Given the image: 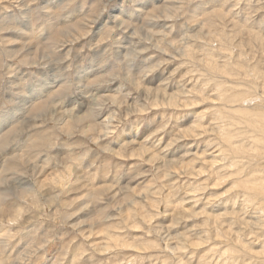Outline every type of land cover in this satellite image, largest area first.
<instances>
[{
    "label": "rangeland",
    "instance_id": "rangeland-1",
    "mask_svg": "<svg viewBox=\"0 0 264 264\" xmlns=\"http://www.w3.org/2000/svg\"><path fill=\"white\" fill-rule=\"evenodd\" d=\"M131 2L134 7L126 12L120 6H110L108 15L113 17V25L115 9L126 15L131 12V21L124 18L123 23L135 25L122 32L118 40L111 33L97 31L100 25L92 28L94 20L80 5L70 10L69 19L76 22L88 17L81 31H97L93 42L98 49H105L100 57L104 70L91 79L103 78L93 86V92L102 88L107 98H118L115 90L108 89L116 87L126 67L155 51L152 45L162 43V34L171 37L174 45L160 54L169 62L154 77L141 82L144 96L135 106L143 110L144 105H149L146 119L155 117L157 122L167 112L172 120L163 144L177 138L176 144L160 153V158L151 159L148 152L157 153L158 149L144 138L158 125L145 123L139 136L133 133L110 144L105 138L103 146L110 147L116 155L90 161L91 167L84 170L79 153L55 148L47 135L49 122L64 118L61 112L53 111L57 102L50 106L37 101L36 112L26 113L0 132V158L17 163L19 159L14 156L19 155L29 164L27 173L6 172L0 176L7 177L0 179V253L4 258H15V264H264V230L258 227L264 220V211L250 191L234 183L246 174L264 175V139L259 143L252 139L260 133L258 124L251 127L243 118L236 123V113L229 112L227 116L223 112L230 105L264 107V25L243 22L250 8L261 7L259 0H253L251 5L241 2L239 8L234 0H200L185 9L194 23L183 31L173 23L179 12L177 0ZM139 4L144 7L141 13L136 11ZM108 15L103 20L105 28L111 27L106 23ZM0 17L10 22L0 31V62L5 69L0 78V102L7 105L11 103L9 95L18 94L13 89L20 83L19 76L13 81L12 75L29 65L18 63L25 54L13 13L6 9ZM66 32L49 36L46 44L39 45L42 54L40 51L31 55V61L44 60L57 48L64 49L65 54L79 50L90 39H77L72 31ZM54 36L56 40H51ZM211 62L227 68L228 74L210 72L205 64ZM8 68L10 74L6 72ZM218 82L224 89L234 88L232 84L236 83L237 89L222 92ZM126 88L121 87L120 93ZM234 94H240L239 102L229 104L227 100ZM117 115L112 105L105 106L102 101L85 112H73L67 117L65 136L91 133L90 125L106 123ZM13 116L11 111L0 116V124ZM230 117L234 123L226 127L235 134L233 144L243 150L239 153H223L229 146L222 139L221 127ZM195 125L199 127L195 132H186ZM26 133L30 135L24 146L17 147ZM133 140L131 150L125 149L124 145ZM141 150L143 155L139 154ZM32 167H40L41 171L37 169L35 174ZM196 171L201 173L196 175ZM13 214L17 219L7 220V215ZM218 225L230 231L228 238L219 234ZM106 232L118 240L110 243L108 250H104ZM227 249L235 253L228 254Z\"/></svg>",
    "mask_w": 264,
    "mask_h": 264
},
{
    "label": "clouds",
    "instance_id": "clouds-1",
    "mask_svg": "<svg viewBox=\"0 0 264 264\" xmlns=\"http://www.w3.org/2000/svg\"><path fill=\"white\" fill-rule=\"evenodd\" d=\"M199 2L200 0H177L176 7L179 12L173 23L181 31L194 23L186 14L185 9ZM241 2L251 5L253 0H234L235 7L239 8ZM259 3L261 7L250 8L247 15L243 17L245 24L259 23L264 25V0H259ZM77 5L82 6V11L87 12L94 20L91 25L92 28L95 29L96 25H100L97 31L111 33L115 40L119 39L122 32L130 31L135 27V25L122 23L119 15L115 17V25H113V17L108 15L110 6L113 5L120 6L122 11L131 10L134 7L131 0H0V13L6 9L13 13V23L17 25V33L27 43L46 44L49 36L66 31H72L77 39L90 37V39L85 40L84 46L79 50L72 49L67 54H65L64 49L57 48L50 57L44 60L26 62L22 58L19 59V64L27 63L29 67L26 70L17 69L16 74L12 75L14 81L19 76V86L13 89V92L18 94L9 95L10 104L6 105L0 102V116L11 111L16 118L22 119L26 113L30 115L36 109L37 101L48 103L50 106H52L53 101H56L58 107L53 106V111L61 112L64 118L49 122L47 135L51 138L55 148L79 153L80 165L84 170L91 167L90 161L95 163L97 159L102 157L110 159L116 155V152L110 147L103 146L105 138H108L107 143L109 144L112 140L119 142L123 136H130L133 133L139 136L145 123H148L149 126L158 125L144 138V142H151L158 149L157 153L149 151L148 155L153 159L160 158V153L171 149L177 142V138H173L167 144H163L164 133L168 129L172 117L164 112L161 114L159 122L156 121L155 117L147 120L146 113L150 110V106L144 105L143 110H140L135 105L144 96V88L141 82L148 81L157 72L165 68L169 61L160 54L166 52L175 42L171 37H165L162 34L160 37L162 43L152 45L155 51L147 53L146 59L142 58L139 63L130 68L126 67L123 74L117 78L116 87L108 89V91L115 90L118 98L104 97L102 90L93 92V86L103 78L91 79V77L96 72L104 70L100 67V57L105 49H98L96 43L93 42L97 31L91 33L87 30L81 31L88 17L76 22L69 19L70 10ZM105 15H108L107 25L111 27L105 28L103 23ZM168 19L173 20L172 17ZM3 23V18L0 17V31L3 30ZM61 25L65 27H60ZM171 28L172 25L169 24V30ZM4 71L2 62H0V78L3 77ZM125 85L127 88L121 94L120 88ZM130 100L133 102L130 103ZM101 101L105 106L112 105L118 115L113 116L106 123L90 125L91 133L85 131L77 133L75 136L66 137L65 128L69 124L67 117L73 112H85L90 108L100 106ZM4 126L0 124V130ZM101 128H103L102 132L100 131ZM29 135L26 133L21 138V144L17 147H23ZM134 144V140L129 141L124 145V148L131 150ZM162 203L167 204V201H162ZM0 264H15V258H4L3 254L0 253Z\"/></svg>",
    "mask_w": 264,
    "mask_h": 264
},
{
    "label": "bare ground",
    "instance_id": "bare-ground-1",
    "mask_svg": "<svg viewBox=\"0 0 264 264\" xmlns=\"http://www.w3.org/2000/svg\"><path fill=\"white\" fill-rule=\"evenodd\" d=\"M152 1V0H151ZM152 4V3H151ZM137 5V4H136ZM135 5V6H136ZM148 6V5H147ZM136 7H138L137 9L138 10H136V11H139L140 12V10H142L144 7L142 6V4H139L138 6H136ZM161 11V10H160ZM114 14H118L119 16H120V18H121V22L123 23V19L125 18V19H128L129 21H131V12H130V14H128V15H126V13H122V12H120L119 11V9H115L114 11ZM126 12V11H125ZM134 13V12H133ZM141 13V12H140ZM113 14V16L114 17H116L115 15ZM140 15V14H139ZM131 16V17H130ZM137 16H138V14H137ZM135 18V17H134ZM71 19V18H70ZM242 21V20H241ZM7 22H9V21H7ZM7 22L5 23H3V25L2 26H4V24H6L7 26H8V24H7ZM10 23V22H9ZM11 26V25H10ZM6 27V26H5ZM12 28H16V27H13V25H12ZM10 29V28H9ZM14 30V29H13ZM16 30V29H15ZM165 30V29H164ZM59 33H61V32H59ZM99 33V32H98ZM15 34V33H14ZM13 34V35H14ZM62 34H64V33H62ZM66 34H67V32H66ZM15 35H17V33L15 34ZM59 35V34H58ZM194 35V34H193ZM64 37V36H63ZM69 37V36H68ZM21 38V37H20ZM56 36H54V37H52L51 38V40H56ZM20 40V39H19ZM209 40V39H208ZM21 41V40H20ZM263 43H264V38H262V40H261ZM21 43V46H22V50H23V52H24V54L25 55H23L24 56V60L26 61V60H28V61H31V58H30V56L31 55H33V56H35V55H37V53L38 52H40L41 51V47L39 46V45H34V44H30V43H27L24 39L22 40V42H20ZM50 46V45H49ZM48 46V47H49ZM230 48V47H229ZM21 49V48H20ZM188 49V48H187ZM191 49V48H190ZM226 49V48H225ZM45 50V49H44ZM43 50V51H44ZM215 51H217V49H215ZM211 52H212V48H211ZM210 52V53H211ZM228 52H230V51H227V54H228ZM22 53V52H21ZM209 53V54H210ZM213 53V52H212ZM219 53V52H218ZM19 54H20V51H19ZM41 54H42V51H41ZM47 54V53H46ZM117 54H119V52L117 53ZM222 54V53H221ZM224 54H225V50H224ZM192 55H193V53H192ZM20 56V55H19ZM22 57V56H21ZM229 57H230V55H229ZM32 58H34V57H32ZM42 58V57H41ZM41 58H39V59H41ZM207 58H209V57H207ZM238 59V58H237ZM201 61V60H200ZM215 61V60H214ZM207 63V62H206ZM217 63V62H216ZM216 63H214V62H211V63H209V64H205V66L208 68V70L210 71V72H212L213 74H219V75H225V74H228L227 73V68H225V67H222V66H220V65H218V64H216ZM241 66V65H240ZM239 66V67H240ZM206 68V69H207ZM234 68V67H233ZM10 69L11 68H8V69H6V72L7 73H9L10 74ZM205 69V70H206ZM235 69H239V68H235ZM240 70V69H239ZM251 71V70H250ZM239 72V71H238ZM255 72V71H254ZM215 74V75H216ZM257 74V73H256ZM259 75V74H258ZM256 76V75H255ZM221 77H223V76H221ZM223 78H227V77H223ZM238 78V77H237ZM255 79H257V78H255ZM14 81V80H13ZM16 83V82H15ZM232 83H234V82H232ZM258 83V82H257ZM216 85L217 86H219V88L222 90V92L224 91V92H228V91H230V92H233V91H235V89H237V85L238 84H232V85H235L234 86V88H232L231 87V89L229 88H226V89H224V88H222L223 86H221L220 84H219V82H218V84L216 83ZM15 86V85H14ZM18 86V85H17ZM253 86V85H252ZM100 89V88H99ZM102 89V88H101ZM100 89V90H101ZM97 90V89H96ZM99 90V91H100ZM223 94V93H222ZM221 94V95H222ZM234 97H233V99H230V100H227V102L229 103V104H234V103H236V102H239V98L238 97H240V94H234L233 95ZM223 98V97H222ZM169 99V98H168ZM221 99V98H220ZM258 99V98H257ZM256 100V99H255ZM224 102V101H223ZM246 102V101H245ZM174 103V102H173ZM257 103V102H256ZM169 104V103H168ZM182 104V103H181ZM191 103H189V104H187V103H183V105L184 106H188V105H190ZM193 104V103H192ZM224 104V103H223ZM246 104V103H245ZM226 105V104H225ZM244 105V104H243ZM48 106V105H47ZM223 106V105H222ZM227 106V105H226ZM50 107V106H49ZM38 108H39V106H38ZM223 109V108H222ZM37 111V108H36V110L34 111V112H36ZM220 111V110H219ZM10 112V111H9ZM223 112H226L227 113V116H228V113L230 112H233V113H236L237 114V116L239 117V119H237V120H235V122L236 123H239V121H240V119H245V122L246 123H248V124H250L251 125V127H257L256 126V124H258L259 125V129H258V131L260 132V133H258V135L256 136V137H254V136H252V139H253V141L255 142V143H259L260 141H262V139H264V138H262L261 136H262V134H264V107H263V105H261V104H259V105H253L252 107H242L241 106V104H239L238 106H236V107H233L232 105H230L229 107H227V108H225L224 110H223ZM7 113V112H6ZM32 113V112H31ZM76 113V112H75ZM26 115V114H25ZM73 116V115H72ZM71 116V117H72ZM241 116V117H240ZM224 117H226V116H224ZM2 118V117H1ZM85 118V117H84ZM16 119H18V118H16L15 117V114H14V116L12 117V118H10V119H5L4 120V122L2 123L3 125H5L4 127H3V129L5 128V127H8L11 123H13ZM107 119V118H106ZM252 119V120H251ZM71 120V119H70ZM82 120V119H81ZM108 121V120H107ZM222 121V120H221ZM100 122V121H99ZM104 122V121H103ZM231 122H233L234 123V119L233 118H231L230 117V120L228 121V123H223V127H221V133H222V139H223V141H225L226 143H228V146H229V148L228 147H226V148H228V151L226 150V149H222L223 150V153H224V151H226V152H228L229 154H230V152L231 153H233V152H235V153H239L240 151H243L242 149H240L239 148V146H234V144H233V139L234 138H236L235 137V134H233L232 133V131L231 130H229V128H227L228 126H230V124H232ZM100 123H98V124H96V125H99ZM226 124H227V127H226ZM71 125V124H70ZM199 128V127H198ZM197 128V126L195 125V126H193L192 128H188V130H186V132H188V133H190V132H195V130L196 129H198ZM2 129V130H3ZM103 128H101L100 130H102ZM65 130H68V127L66 126V128H65ZM0 132H1V130H0ZM186 132H184V134L186 133ZM187 133V134H188ZM196 135V134H195ZM264 136V135H263ZM1 141H3V140H1ZM1 144H2V142H0ZM227 145V144H226ZM259 145V144H258ZM141 149H144V151H145V148H141ZM258 149L259 148H257L256 150L258 151ZM144 151H140L139 152V154H141L142 153V155H143V153H144ZM137 152V151H136ZM129 153H131V152H129ZM256 153V152H255ZM261 153V152H260ZM259 154V153H258ZM16 155V154H15ZM225 155V154H224ZM15 158H17V159H19L18 161H17V163H14L13 162V160L11 159V158H0V176H2V175H7V173L6 172H9V173H11V175H15V174H18V173H27V169H26V166L27 167H29V164L27 163V161H24L23 159H22V157H19V155L18 156H14ZM226 157V156H225ZM150 158L151 159H153V157H151L150 156ZM156 160V159H155ZM25 162V164H23ZM216 162V160H214L212 163H215ZM263 162V161H262ZM163 163V162H162ZM172 164H173V161L171 162ZM175 163V162H174ZM209 163V162H208ZM211 163V164H212ZM164 165L166 164V166H167V164L168 163H163ZM264 164V163H263ZM25 166V167H23L22 168V166ZM183 165V164H182ZM181 165V166H182ZM208 165V164H207ZM259 165V164H258ZM180 166V167H181ZM186 165H184V166H182V167H185ZM66 167V166H65ZM168 167H170V165L168 164V166H167V168ZM187 167V166H186ZM188 167H190L189 165H188ZM263 167V166H262ZM261 167V168H262ZM31 168V167H30ZM23 169H25V171L26 172H24L23 171ZM32 169H33V172L36 170V172L39 170V171H41V168L40 167H32ZM31 169V170H32ZM38 169V170H37ZM199 170V169H198ZM264 171V170H263ZM36 172H34L35 174H36ZM195 171L194 170H191V173H194ZM197 173H196V175H199L201 172L200 171H196ZM34 175V174H33ZM247 176H245V178H241L240 176L239 177H237V174H235L234 176H236L237 178L235 179V185L236 186H238V185H240L242 188H245L246 190H248V191H250V193H252L254 196H255V198L257 199V200H259L260 202L258 203V206H261L260 208H262V210L264 211V175H260V176H248V174H246ZM60 178V176L59 175H57V178ZM0 179L1 180H6L7 179V177L5 178V176L4 177H0ZM52 180H53V178H52ZM60 180H63V179H60ZM59 182V181H58ZM65 184V183H64ZM216 185H219V184H216ZM63 186V185H62ZM19 187V186H18ZM64 187V186H63ZM21 190L22 191H24L25 190V188L23 189V188H21ZM22 191H18L19 193H18V195H21L22 196V193H20V192H22ZM97 192L95 193L96 195H98L99 194V192H98V190H96ZM5 194L7 193V192H4ZM223 194V193H222ZM90 197V196H89ZM254 198V199H255ZM100 201V200H99ZM15 212V211H14ZM10 214V213H9ZM124 214V213H123ZM214 217V216H213ZM7 220H15V219H17V215L16 214H13V216H9V215H7ZM212 218V217H211ZM256 218H257V216H256ZM213 219V218H212ZM214 219H215V217H214ZM217 220V219H216ZM244 220V219H243ZM249 222V221H248ZM251 223V222H250ZM249 224V223H248ZM254 224V223H253ZM259 224V228H261L262 230H264V220H262L260 223H258ZM96 226V225H95ZM222 226V225H221ZM218 227V229H219V234L220 233H223L224 235H221L223 238H225V237H229V235H230V231L229 230H227V229H224V228H222V227H219V225L217 226ZM1 231V230H0ZM3 232V231H2ZM89 233V232H88ZM6 234V233H5ZM5 234H3V235H5ZM219 234H217V235H219ZM89 235H91L90 233H89ZM2 236V235H1ZM105 236H106V238H107V244H106V248H104V250H108L109 249V247H110V243H117V239L116 238H114L111 234H109V233H105ZM225 236V237H224ZM230 239V238H229ZM1 241V240H0ZM239 243V242H238ZM122 244V243H121ZM184 244H186V243H184ZM236 244V243H235ZM115 245V244H114ZM200 244L198 243L197 244V246H199ZM185 246H183V248H184ZM181 248H182V246H181ZM181 248H179V249H181ZM227 253L229 254H234L235 253V251L233 250V249H227Z\"/></svg>",
    "mask_w": 264,
    "mask_h": 264
}]
</instances>
